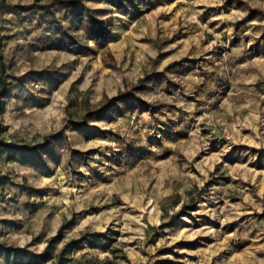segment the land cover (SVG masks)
<instances>
[{
  "label": "rangeland",
  "instance_id": "obj_1",
  "mask_svg": "<svg viewBox=\"0 0 264 264\" xmlns=\"http://www.w3.org/2000/svg\"><path fill=\"white\" fill-rule=\"evenodd\" d=\"M51 1L0 0L1 137L51 143L0 148V264H264V0Z\"/></svg>",
  "mask_w": 264,
  "mask_h": 264
},
{
  "label": "trees",
  "instance_id": "obj_2",
  "mask_svg": "<svg viewBox=\"0 0 264 264\" xmlns=\"http://www.w3.org/2000/svg\"><path fill=\"white\" fill-rule=\"evenodd\" d=\"M82 2H83V0H52L50 4L45 5V6H41V9H46V8L47 9H52L56 5L64 6V7H67V8H77ZM253 13H255V11L252 12L250 15H252ZM86 15H87V17L89 19H91V23H92V26L94 27V29L97 30L98 23H97V21L95 19L92 18V12L88 10L86 12ZM2 39H3V37L0 35V74L2 75L1 78H0V117L5 111V106L2 103V98H3L5 90L7 88V82L5 80H3V78H2L3 75L6 73V64L4 62V54H3V51L1 49V47H2ZM144 82H145L144 79L141 80L139 82V84L135 87L134 90L135 91H141L143 89ZM129 95L126 94V95H121V96H119L117 98H114V99L109 101V104L121 101V100L125 99ZM97 113L98 112H94V113H92V115H95ZM3 132H4V128H3V126H2V124L0 122V148H2V149L12 150V151H15V152H20V153L30 152L32 155H36V156L42 157V156H44V154L46 153V151L48 150V148H49V146L51 144L48 140H46L43 144L37 145L35 147H29V146H26V145H15V144H12V143H7V142H5L2 139L1 135H2ZM9 181H10V178L8 176H3V175L0 174V186L7 185ZM63 234H64V226H62L60 228V230L58 232V235H57V237L55 239H61L63 237Z\"/></svg>",
  "mask_w": 264,
  "mask_h": 264
}]
</instances>
